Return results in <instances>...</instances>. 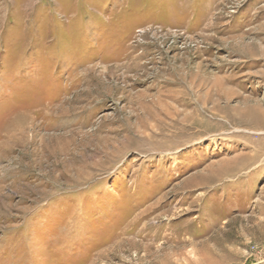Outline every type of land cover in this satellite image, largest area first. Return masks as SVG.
Here are the masks:
<instances>
[{
    "label": "rangeland",
    "instance_id": "1",
    "mask_svg": "<svg viewBox=\"0 0 264 264\" xmlns=\"http://www.w3.org/2000/svg\"><path fill=\"white\" fill-rule=\"evenodd\" d=\"M226 77L264 108V0H0V264H264Z\"/></svg>",
    "mask_w": 264,
    "mask_h": 264
},
{
    "label": "bare ground",
    "instance_id": "2",
    "mask_svg": "<svg viewBox=\"0 0 264 264\" xmlns=\"http://www.w3.org/2000/svg\"><path fill=\"white\" fill-rule=\"evenodd\" d=\"M249 53H251V52H249ZM147 72H148V70H147ZM231 82H232L231 77L229 79H228V77L216 78L215 81H213L212 85L209 87L208 91H206L207 92V99H206L205 103H211L212 106L207 107V106H204L205 105L204 104L200 108V111L203 114L205 112H208V113H211V115L214 117H216V116L220 117L221 118L219 120L220 124H221L220 127L228 124V125H231L232 128H234L235 130L246 132V133H244V135H242V137L245 139V141H248L250 144H252V156H251L252 157V163L251 162L241 163L242 162L241 158L243 157L242 156L243 153L241 154L242 157H240V158H239L240 155L238 156V158H236L237 157V155H236L234 160L228 161V162H230V164H232L231 162H233V164H234L233 166L231 165L227 169L224 168L223 171L220 168L221 172L219 171L220 174H218V175H220L221 177H222V174L224 176L226 175L228 177L234 176L235 174H237L242 169H246L248 166H251V165L253 167H257V166H259L258 165L259 160H260L259 158L264 156V108H263V105L258 104L259 103L258 101H256L257 104L253 103L254 101H252V96H250V95L244 96L237 89H229L230 87L227 88L226 86L229 85ZM236 99H237L236 104L230 105L231 100H236ZM220 101L223 102V106H221V107H220ZM102 102L104 103V100ZM197 106H198V104H197ZM197 108H199V107H197ZM188 113H189V111H188ZM188 115H190V114H188ZM198 116L202 117V120L205 119V116L202 115L200 112H199ZM226 128H228V127H226ZM198 132H200V131H198ZM248 132H250V133H248ZM253 134H259L260 137L256 138V140L253 141V137L251 138V136ZM242 137H240V138H242ZM249 158H250V156H249ZM226 161L227 160L225 158L224 162H226ZM224 164L227 165L229 163H227V162L223 163V166H224ZM214 165L215 164H213V166ZM219 165H220V163H219ZM212 169H214V168L212 167ZM212 169H208V170L212 171ZM254 169L252 168V170H254ZM213 172H214V170H213ZM216 177H217V175H216ZM211 180H213V179H211ZM218 181H219V179H218ZM218 181H215V182H218ZM212 182H214V180Z\"/></svg>",
    "mask_w": 264,
    "mask_h": 264
}]
</instances>
